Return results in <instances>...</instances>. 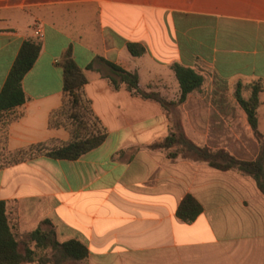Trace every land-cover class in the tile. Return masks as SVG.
I'll use <instances>...</instances> for the list:
<instances>
[{
	"label": "crops",
	"instance_id": "obj_1",
	"mask_svg": "<svg viewBox=\"0 0 264 264\" xmlns=\"http://www.w3.org/2000/svg\"><path fill=\"white\" fill-rule=\"evenodd\" d=\"M70 20L72 32L63 26ZM206 21L216 25L211 39L194 33ZM222 21L242 30L222 31ZM97 25H103L100 38L93 33ZM28 38L39 39L42 49L22 81L26 102L0 115V123L13 118L1 150L71 139L63 125H49L63 102L58 61L67 50L88 80L84 93L108 136L77 160L40 155L0 164V201L18 240L47 220L58 242L75 240L88 250L85 261L64 264H264V194L255 180L151 149L168 136L171 116L124 84L114 89L108 78L112 63L137 73L141 90L173 102L180 96L174 64L194 69L212 85L264 82V0H0V93ZM130 43L144 54L132 56ZM193 93L184 107H211L186 111L185 135L200 147L254 160L259 142L236 99L235 115L212 107L223 98ZM257 117L264 137L259 112ZM228 131L232 148L209 144ZM187 195L202 206L191 223L176 215Z\"/></svg>",
	"mask_w": 264,
	"mask_h": 264
},
{
	"label": "trees",
	"instance_id": "obj_2",
	"mask_svg": "<svg viewBox=\"0 0 264 264\" xmlns=\"http://www.w3.org/2000/svg\"><path fill=\"white\" fill-rule=\"evenodd\" d=\"M127 47L130 54L135 57L145 52L139 44L130 43ZM41 49L42 44L39 39L28 38L22 44L0 93L1 116L26 102L22 81L34 66ZM58 65L62 70L63 102L61 108L51 114L49 125L50 127L63 125L70 132L71 139L57 146H52L50 143H39L16 150L10 153L11 160L8 164L19 163L40 155L56 160H77L102 145L107 139L108 132L95 116L91 101L84 93V86L88 80L73 59L70 50H67L59 59ZM108 65L112 72L108 78L114 89L118 90L121 84H124L131 95L156 102L165 111H168L170 106L184 103L191 93L200 90L204 84V77L194 69L174 64L172 69L179 83L180 96L177 102H173L168 101L159 92L141 90L138 86L137 73L128 72L112 63ZM263 92L264 82L261 80L248 85L238 82L234 88V98L246 114L254 136L259 142V153L254 160L237 159L223 149L212 151L208 147H200L188 139L177 126H171L168 136L155 142L150 148L168 151L169 158H177L181 155L187 159L205 162L218 170H234L248 175L255 180L258 189L264 194V137L258 130L257 117ZM245 93L247 97L244 96ZM1 121L6 127L13 121V118L1 119ZM201 212L200 203L191 195H187L178 206L176 215L182 221L191 223ZM87 257L86 246L78 241L58 242L55 230L47 220L29 233L26 239L18 240L8 221L6 202L0 201V264L80 263Z\"/></svg>",
	"mask_w": 264,
	"mask_h": 264
},
{
	"label": "rangeland",
	"instance_id": "obj_3",
	"mask_svg": "<svg viewBox=\"0 0 264 264\" xmlns=\"http://www.w3.org/2000/svg\"><path fill=\"white\" fill-rule=\"evenodd\" d=\"M131 17H134V14ZM198 22L199 21H197V20H193L194 25L197 24ZM205 23H207V27H205L203 30H194V33H197V32L200 34L204 33V36H206V38L211 39V38H213V33H214V30L216 29L215 22L214 21L213 22L212 21H206ZM232 24L233 23H228L226 21H222L219 26H222V28H221L222 31L230 30V31L238 32V31L242 30L241 26H239L237 24H235V25L234 24L232 25ZM64 25H66L68 32H72L73 27L75 28L74 22L71 20L63 23V26ZM102 28H103V25H97L95 27V31L93 33L97 38H100V36L102 35ZM223 28H225V29H223ZM202 86H203V88L194 92L191 96H193V97H208V98H223L225 100L224 104L213 105L212 107H215L218 109L224 108L227 111H229L230 113L236 115L235 108H236L237 104L235 102L233 103V101H232L234 99V88H230L228 85L222 84V83L217 84V82H215V81H214L213 85L210 83L208 84V79ZM171 92L175 93L174 91H171ZM175 95L177 97L176 98V102H177L179 93H176ZM244 96L247 97L248 96L247 93H245ZM261 99H262L263 104L260 106L258 112L260 115L261 123H262V125H264V118H263V115H264V93L262 94ZM199 107L204 108V107H211V106H200V105H192L191 104V105H187L186 107H184L183 104H178V105L170 106L168 108V111H166V112L168 115L171 116L170 121H171L172 126L179 127L180 130L185 134L184 125L186 123H185L184 119L186 120V115H185L186 111H189L190 109H194V108H199ZM63 123H65L64 120H63ZM262 127H263L262 129L264 130V126H262ZM227 134L228 135L224 136V138H210L209 144L212 146L225 145V146H229L230 148H232L233 137H232V135H230L231 131L230 132L228 131ZM4 138H5V126H4V124L0 123V164L1 165L7 164L11 160L10 153H7V152L1 150V146L4 142Z\"/></svg>",
	"mask_w": 264,
	"mask_h": 264
},
{
	"label": "built area",
	"instance_id": "obj_4",
	"mask_svg": "<svg viewBox=\"0 0 264 264\" xmlns=\"http://www.w3.org/2000/svg\"><path fill=\"white\" fill-rule=\"evenodd\" d=\"M36 35H37L38 37H42V35L40 34V32H36Z\"/></svg>",
	"mask_w": 264,
	"mask_h": 264
}]
</instances>
